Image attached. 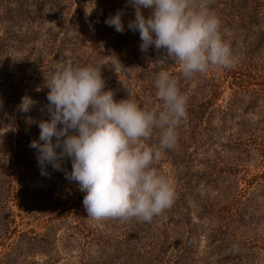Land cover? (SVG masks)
<instances>
[{
  "label": "rangeland",
  "instance_id": "374dc122",
  "mask_svg": "<svg viewBox=\"0 0 264 264\" xmlns=\"http://www.w3.org/2000/svg\"><path fill=\"white\" fill-rule=\"evenodd\" d=\"M27 2L37 5L27 8L28 15L32 19L35 17L33 24L36 27L23 15L17 14V6H12L6 14L1 13L2 10L0 12V76L4 77L0 80V113L14 117V140L26 142L24 148L19 149L17 160L12 159L9 169L17 188L12 209L19 230L6 240L0 238V264H47L52 259H56L54 264H143L140 252L144 245L156 255L159 246L163 245L158 255L159 262L153 264H168L174 260L180 264H214L219 256L225 259L224 264H264V61L256 45L257 27L260 26L257 19L245 13L226 22L217 12L222 36L229 43L237 62L231 69L210 68L208 75L195 74L188 86L181 89L188 97L187 105H191V110L197 109L195 105L201 102L204 92L207 94L209 85L214 84L215 73L221 75L222 82L217 83L221 85V91L214 104V108L221 111L215 112L214 116H203L201 135L191 138L196 144L191 142L188 147L166 151L154 165L173 185L175 205L151 222L137 219L96 221L87 216L83 206L84 193L65 178L63 171L54 170L51 164H47L46 171L50 175L41 174L36 149L29 146L32 140L39 139L40 129L37 123H29L26 118L37 121L49 118L46 107L49 89L45 86V79L51 78L58 64L67 59L72 61L75 54L81 55L75 42L81 39L78 46L82 47L84 55L92 48V40L100 43V30L94 36L85 26L82 33L76 34L73 27L67 28L68 25L74 23L75 18L79 23L83 19L86 23L88 20L93 23L96 14L103 22L108 15L97 9L94 0ZM82 4H85V9ZM123 10L125 31L115 33L120 52L128 54L123 57L137 54V60L131 59L138 66L149 64V69H154L153 73L159 70L170 73L172 67L168 63L154 62L159 55L157 51H151L154 47L148 51L153 56L148 60L149 55L137 46L140 45L139 33L127 28L128 21L134 18V9L127 7ZM77 13L82 17H76ZM28 31L33 34L27 36L23 44L24 53H29L32 48L34 53L40 54L38 61L29 69L19 62L13 63L14 56L19 55L17 46L20 44L15 39ZM111 32L110 29L106 32V41L111 38ZM44 38L51 40L50 55L40 52ZM61 43L65 45L61 53H57ZM98 48L96 63L104 62L107 56L102 54L104 50L100 46ZM8 56H11L10 61ZM72 62L77 65L76 61ZM7 66L10 70L5 72ZM176 66V70H181L178 63ZM127 69L116 65L106 80L105 90H113L116 100H120L117 96L127 98L128 90L133 96V89L128 86L132 75ZM227 71L229 76L225 74ZM239 78L246 87L234 95L233 89L237 85L233 82ZM200 82H206V86L202 87ZM146 92L151 94V104L141 107L162 105L154 85ZM24 96L35 101L27 113L20 112L18 108ZM9 98L12 103H6ZM201 117L197 116L198 119ZM193 118L194 115L190 114L182 120L179 130L184 134L191 130L186 123ZM4 126V123L0 124V146L3 150L7 142ZM206 138L207 144L200 145ZM64 166L70 171L71 161H65ZM214 179L217 181L213 182ZM174 221L177 224H173ZM164 225L167 226L165 230L169 229L166 230V240L162 238L165 232H161ZM28 229L33 231L32 235L46 233L49 239L36 238L30 249L21 242L20 251L13 252V241L19 232ZM156 236H160L159 242ZM212 238L214 245L221 250L218 256L207 252Z\"/></svg>",
  "mask_w": 264,
  "mask_h": 264
},
{
  "label": "clouds",
  "instance_id": "9594fccd",
  "mask_svg": "<svg viewBox=\"0 0 264 264\" xmlns=\"http://www.w3.org/2000/svg\"><path fill=\"white\" fill-rule=\"evenodd\" d=\"M209 2L126 0L125 8L134 9L127 28L139 33L142 52L154 47L159 53L154 62L178 63L186 79L210 68L231 69L237 58ZM124 14L117 10L105 24L123 33ZM105 85L101 66H76L70 59L58 64L45 79L49 118H26L40 129L39 139L29 146L36 149L42 175H50L46 165L51 164L84 193L88 217L151 222L175 202L173 185L154 165L164 152L177 147L179 126L188 117V97L166 70H159L154 79L162 101L158 107H141L128 89L127 98L116 100ZM147 102L151 104V99ZM34 103L31 97H22L19 111L29 112ZM154 131L158 145L150 147L145 141ZM67 160L70 171L64 166Z\"/></svg>",
  "mask_w": 264,
  "mask_h": 264
},
{
  "label": "trees",
  "instance_id": "16d2710c",
  "mask_svg": "<svg viewBox=\"0 0 264 264\" xmlns=\"http://www.w3.org/2000/svg\"><path fill=\"white\" fill-rule=\"evenodd\" d=\"M94 2L95 4L98 5L97 9L102 10L104 14L108 16L111 13L115 14L117 10H123L126 4V0H94ZM121 3L122 5H120ZM29 5L31 4H28L27 0H12V1L10 0V3L7 0H0V12L2 10L3 12L1 13L6 14L7 12L10 11L12 6H17L16 7L17 14L23 15V17L26 18L27 22H32L33 24L35 17L32 19L28 15L27 8L29 9ZM31 6L37 7V5L35 6L31 5ZM81 6H84V9L86 7L85 4H82ZM208 7L209 9L211 8V11L212 10L214 11L213 13L216 16L218 14L217 12H219V14L224 17L225 19L224 21L226 22H228L229 18L230 19L234 17L240 18V15H244L245 13L250 15L248 17H254L255 19H257V24L259 23L260 26L257 27L258 28L257 30L258 44L256 45L258 46L259 51L261 50V60L264 61V0H210ZM37 11H39V8H37ZM80 15L81 14H79L78 16V13H77L76 17L79 18ZM94 20L95 21L93 23L91 20H88V23H86V20L83 19L85 23L83 21L79 23L75 18L74 23H70V25H68L67 27V28L73 27V30L76 32V34L82 33L85 26L87 27V29L90 30V32H92L94 36L98 30H100L101 32L100 43L98 44L97 42H95V40H92L91 41L92 48H90V51L86 55L83 54V50L81 49L82 47L78 46V44H81L79 42V40L81 39H78L75 42L77 45L76 50H79L81 55L78 56L75 54L72 56V61L77 62V65L74 64V62L73 64L76 66H84V65H89V64L101 66V72H102V75L105 81L107 80L109 76L112 75V72L115 69L116 65L119 66L120 68H128L126 71H128V73L132 75V80L130 84L128 85L129 87H131L130 89H133L132 97L137 101L138 104H140V106H143V105L149 106V103L147 101L149 98H151V94L146 91L147 89L151 88L154 85L153 83H154V79L156 75V73H153L154 69L152 68L149 69V64H146L145 66H140V65L138 66V64H136V62L131 59L133 57V59L137 60L138 58L137 54L133 55L132 57L130 55L127 57H123L128 54H126V52L125 53L120 52L119 46L117 44L118 39H115L116 30L114 29V27H110L105 24V21L102 22V20H99L97 14ZM33 25L36 27L35 24ZM29 27L32 28V26H29ZM108 29L112 31L111 32L112 36L111 38L108 37V40L106 41L104 36L105 35L107 36L106 32L108 33ZM31 34L33 33L28 31L24 34L23 37L20 36L21 38L15 39V42H17V44L20 43L17 46L19 55L18 56L15 55L13 58L14 64H17L19 62L20 65H24V67H27L28 69L30 68V66L34 65L36 61H38V57L40 55V54L34 53L33 52L34 50L32 48H30L29 53L27 54L24 53L25 50L23 48V44L25 43V41H27L26 40L27 36H30ZM8 39H11V38H8ZM43 41H44L43 49L41 47L40 52H43L44 55L52 54L51 46H50L51 40L49 38H44ZM75 43H73L72 45L75 46ZM64 45H65L64 43H61V45L58 47L59 51L57 53H61ZM99 46L100 48L104 50L101 52L103 55L107 56L105 57L107 59L104 60V62L96 63V61L98 60L97 59V54H98L97 49H99L98 48ZM137 46H140V45H137ZM72 49L73 48H71V50ZM151 51H156V50L154 48V49H151ZM33 55H35V57ZM147 55H149V52H147ZM10 57L11 56H8V61H10ZM149 57H153V56L149 55L147 57L148 60H149ZM0 61H1V56H0ZM168 65L172 67L170 74L178 81V86L180 87V90L182 88L187 87L190 82V79H186L183 76L181 70L175 69L177 67L176 63L169 62ZM9 70H10V66H7L5 68V72ZM0 73H2V71H0ZM218 74L219 73L217 72L215 73V76L213 77L214 84L212 85L211 83L209 85L210 89L207 90V94H205L206 92H204V96L202 97L203 101L201 100V102L198 105H195L197 109L191 110V105H187V112L189 113L188 116H190V114H193L194 118L192 120H189L186 123V126L191 128V130L186 131L187 132L186 134H184L183 130L180 131L178 129L179 139H178L177 147H188L189 144L192 142L191 138L194 135H201V131L204 127L203 126V123H204L203 116H214L215 112L221 111L219 108L217 109L214 108L215 100L218 98V94L221 91V88H220L221 85L217 83L222 82V80L220 79L221 75H218ZM225 74L229 76L230 73L228 74V71H227ZM203 75H208V73H204ZM3 78H4L3 76H0V80H2ZM117 78L118 76H116L115 80H117ZM202 82H200V85L202 87L206 86L205 85L206 82L205 83H202ZM234 83L235 85H237L236 89H233L234 95L242 92L240 88L243 89L246 87L243 85V80L240 78L236 79L233 82V84ZM117 98L123 99L125 97L117 96ZM5 101L6 103H12L10 98L6 99ZM160 102L162 104L161 100ZM197 116H202V117L198 119ZM14 121L15 120L13 116H4V114L0 113V124L2 125V123H4L5 125L4 126V129L6 130L5 141H7L6 148H4V150L2 149V146H0V238L5 239V240L8 239V236L10 235L15 236L19 230L17 229V226L15 225V219H14L15 216L13 213L14 211L12 209V205L15 204L14 201H15V195L17 193V188L13 184L14 177L12 176L9 169L13 163L12 161L17 160V158L19 157L18 151L22 150L24 148V145L26 144V142L24 141L14 140V136H15V127H14L15 122ZM207 121L208 120H206V122ZM207 140L208 138H206L205 141L200 145L207 144ZM145 143L150 147L156 146L155 144L158 143V133L154 131L151 139H149L148 141H145ZM192 143L196 144V142H192ZM199 143L200 142H198L197 145H199ZM262 176H264V172L262 173ZM214 181H217V179H214L213 182ZM173 205H175V202ZM164 212H167V211H164ZM22 217L23 216L21 215L20 218L22 219ZM173 224H177V222L174 221ZM166 227L167 226L164 225L163 229ZM166 230H169V229H166ZM166 230L165 229L161 230L162 233L165 232V236L162 237L164 238V240H166L167 238ZM32 233L33 231H31L30 229L22 233L19 232V234L17 235V238L13 241L14 242L13 246H11L12 251L19 252L21 242H25L26 243L25 246L27 245V247H29L30 249L32 247L31 244L35 242L36 238L45 239L47 236L46 233L36 234V235H32ZM156 238L158 242L161 239L160 236H156ZM46 239H49V236ZM2 246L4 245L2 244ZM162 246L163 245L159 246L160 249L158 250V254L156 255L153 251H151V249L147 245H144L143 250H141L140 252V257L144 259L143 264L158 263L159 262L158 255L162 249ZM207 247H208L207 249L208 254H216L217 256L220 254L221 250L218 249V246L214 245L213 238L211 241H209V245ZM153 253H154V257L150 258V256ZM55 261L56 259H52V262L48 263L47 261V264H54ZM224 263H225V259L222 258V256H219L218 259L214 260V264H224ZM168 264H180V263L174 260L173 262L168 263Z\"/></svg>",
  "mask_w": 264,
  "mask_h": 264
}]
</instances>
